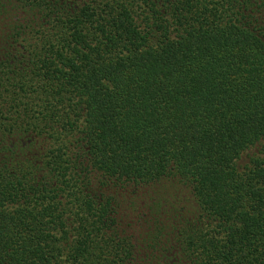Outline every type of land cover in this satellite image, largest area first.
I'll use <instances>...</instances> for the list:
<instances>
[{
	"label": "trees",
	"instance_id": "obj_1",
	"mask_svg": "<svg viewBox=\"0 0 264 264\" xmlns=\"http://www.w3.org/2000/svg\"><path fill=\"white\" fill-rule=\"evenodd\" d=\"M0 264H264V0H0Z\"/></svg>",
	"mask_w": 264,
	"mask_h": 264
}]
</instances>
